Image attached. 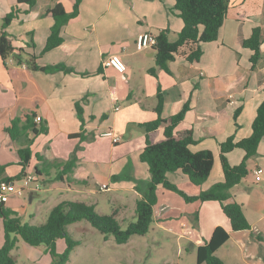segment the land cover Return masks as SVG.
Here are the masks:
<instances>
[{
	"label": "crops",
	"instance_id": "0c3cea01",
	"mask_svg": "<svg viewBox=\"0 0 264 264\" xmlns=\"http://www.w3.org/2000/svg\"><path fill=\"white\" fill-rule=\"evenodd\" d=\"M55 4H61L69 13L74 0H37L33 8L17 4L16 0H0V27L2 19L13 9L18 14L5 29L13 40L14 52L22 50L25 59L33 56L40 67L62 64L73 70L46 74L33 71L25 62L16 65L12 58L3 61L0 57L3 175L19 174L17 151L26 147L10 140L5 128L15 117L24 120L26 115L34 114L40 118L38 123L34 122L37 128L43 126L47 131L37 136L28 134V139H32L28 145L32 158L26 173L35 174L36 168H42L43 162L35 155L47 162H64L75 153L77 164L69 175L71 181H66V177L63 181L57 180L61 185L57 187L59 190L72 192L76 187L94 186L96 191H106L113 177L121 175L131 180L125 188L133 189L137 200L140 199L136 187L143 189L149 181L147 166L139 161L146 143L141 125L157 119L155 108L159 94L162 97L160 119L168 121L187 105L188 111L176 130L192 129L196 143L190 150H209L214 156L210 176L201 186L192 188L180 172L169 173L168 180L179 188L181 183L182 190L191 195L221 182L219 144L230 136L235 141L249 137L256 109L264 99V0H230L217 40L201 45L199 61L189 63L175 55L167 65V72L156 67L152 50L139 52L135 43L142 33L156 36L163 30L169 31L170 41L176 39L183 23L172 11L174 0H82L78 17L61 29L62 44L42 53L53 25L45 12ZM255 28L261 29L260 58L250 70L252 53L242 43ZM110 56L121 59L126 66L125 73L103 66V60ZM149 70H154V74ZM76 105L82 110V122L77 117ZM237 110L238 116L234 119ZM165 126L167 123L149 133L147 141L161 142ZM107 130L119 138L118 143L100 136ZM74 135L84 139L70 138ZM243 156V151L236 149L226 159L235 166ZM12 167L14 173H10ZM247 168L246 178L250 175V181L244 178L235 185L230 191L232 198L226 203L236 202L241 206L250 229L232 232L218 202H195L200 204L197 230H192L197 239L195 250L210 239L216 227H222L229 233V239L214 255L223 264H264V241L256 239H264V138ZM256 168L263 171L258 182L253 175ZM55 173L51 170L49 177L41 173L36 176L42 188L46 178L53 179ZM100 174L107 183L97 182ZM101 186L106 189L100 190ZM159 192L166 199L171 197L168 194H173L159 187L157 200ZM35 196L37 192H30V200ZM4 205L14 212L9 199Z\"/></svg>",
	"mask_w": 264,
	"mask_h": 264
},
{
	"label": "trees",
	"instance_id": "16d2710c",
	"mask_svg": "<svg viewBox=\"0 0 264 264\" xmlns=\"http://www.w3.org/2000/svg\"><path fill=\"white\" fill-rule=\"evenodd\" d=\"M37 0H16L17 4H26L33 8ZM82 0H74L72 11L67 13L61 4H55L45 12V17L53 21L49 35L46 39L42 53H46L63 42L61 29L71 20L78 17L79 6ZM230 0H174L173 12L183 23L176 39L170 41L168 30H163L156 35V45L151 50L155 55V65L157 68L167 72V65L175 55H180L189 63L199 61L202 50L201 45L217 40ZM17 11L13 9L3 19L0 27V57L3 61L12 58L16 65L26 63L33 71H40L46 74L56 72L72 73L71 68L65 65L40 67L35 63V58L30 56L24 58V52L19 50L14 52L13 40L5 32L10 22L17 17ZM261 29L255 28L251 36L244 40L242 47L248 49L252 54L249 57L250 70L255 68L260 58ZM154 74V70H149ZM264 95V89H263ZM158 103L155 108L157 119L153 122L143 124L141 127L146 133V143L139 155L140 163L147 166L149 181L143 189L136 187L141 197L135 204L136 221L130 223L126 229L122 230L116 221L114 214L111 216L98 215L94 212V207L85 203L61 202L52 208L48 214L45 224L41 227H34L23 223L15 212L5 207L0 202V229L4 233V242L0 247V264H16V259L11 255L17 237L26 245L37 247L45 245L48 254L52 259V264H66L73 249L79 245L78 241L72 240L66 228L76 222L85 220L103 237L112 236L117 244H124L133 235H145L153 222V210L157 202V190L159 187L167 193L177 194L185 203L192 202H218L222 213L230 224L232 232L250 229V226L242 212L241 206L236 202L226 203L232 198L231 189L239 184L249 173L248 161L255 157L258 146L264 138V99L256 109L255 117L251 124V134L249 137L235 141L233 136L227 138L219 144V160L221 164L223 180L213 184L209 189L191 195L172 184L167 175L169 173L180 172L186 176L190 184L195 187L201 186L210 176L214 164V156L209 150L192 152L190 147L195 145L192 129L176 130L188 111L185 105L176 115L171 116L168 121L160 119L162 108V97L157 95ZM238 110L234 113V119L238 116ZM76 114L82 122V110L76 105ZM34 114H28L22 120L15 117L11 120L5 133L10 140L26 147L17 151L20 159L21 171L15 177L4 176L5 166L0 165V183H11L22 178L31 158L32 152L28 146L32 139H28V134L37 136L45 134L46 128H37L33 119ZM167 123L163 128V140L156 144L147 141V135L157 130L161 125ZM84 139L81 135L70 136V138ZM241 150L244 156L238 165L231 166L226 155L233 150ZM35 158L43 162L41 169H35V176L49 177L50 171L54 170L53 180L71 181L69 175L72 174L77 164V157L72 153L70 158L64 162H47L40 156ZM41 173V175H40ZM64 177H66L64 179ZM115 178V177H113ZM45 183V181L43 182ZM197 221V214L194 216ZM229 239V233L222 227H216L208 241L196 249V264H223L214 253ZM259 241H264L261 237H256ZM63 240L65 249L61 254L56 252V242Z\"/></svg>",
	"mask_w": 264,
	"mask_h": 264
},
{
	"label": "rangeland",
	"instance_id": "374dc122",
	"mask_svg": "<svg viewBox=\"0 0 264 264\" xmlns=\"http://www.w3.org/2000/svg\"><path fill=\"white\" fill-rule=\"evenodd\" d=\"M10 173H14L13 167ZM97 179L98 183H107L106 179H102V174ZM246 179L250 181V175ZM129 183L131 180L120 175L113 178L106 191H96L94 186H90L76 187V191L68 192L57 188L61 186L59 181L46 178L37 196L30 200L32 191L25 189L21 196H11L9 203L14 205V212L23 223L34 227L43 226L50 210L61 201H66L91 205L98 215L114 214L120 228L124 230L136 221L134 211L137 196L133 189L125 188L127 185L129 187ZM14 184L16 188L23 186L21 180ZM178 185L182 190L181 183ZM161 195L159 192L148 232L145 235H133L124 244H117L112 236L103 237L85 220L69 225L66 231L79 245L73 249L66 264H196L197 239L192 230H197L194 216L198 215L200 204L185 203L177 194H166L171 196L169 199ZM3 242L4 233L0 229V247ZM55 248L61 254L65 242L57 241ZM11 255L16 259V264H52L45 245L30 247L19 237Z\"/></svg>",
	"mask_w": 264,
	"mask_h": 264
},
{
	"label": "built area",
	"instance_id": "2783aa9c",
	"mask_svg": "<svg viewBox=\"0 0 264 264\" xmlns=\"http://www.w3.org/2000/svg\"><path fill=\"white\" fill-rule=\"evenodd\" d=\"M156 36H153L150 33H142L140 34L135 43V48L137 51H145V50H151L156 45ZM103 66L104 67H110L116 70L118 73H125L126 72V66L121 61V59L117 56H110L103 60ZM40 121V118H35L34 122L38 123ZM100 136L107 137L111 139L112 143H118L119 138L115 136L112 130H107L106 132L100 134ZM262 169L256 168L253 172L254 179L256 182L261 180L262 176ZM23 182V186L21 188H16L14 182L12 183H6L1 182L0 183V202L6 203L8 199L11 196H21L22 192L25 189H28L34 193L39 192L42 189V184H40L38 178L33 173H27L21 180ZM105 186H101L100 190H105Z\"/></svg>",
	"mask_w": 264,
	"mask_h": 264
}]
</instances>
